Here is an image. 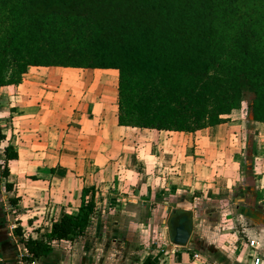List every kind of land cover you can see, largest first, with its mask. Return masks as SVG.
<instances>
[{"label":"crops","instance_id":"0c3cea01","mask_svg":"<svg viewBox=\"0 0 264 264\" xmlns=\"http://www.w3.org/2000/svg\"><path fill=\"white\" fill-rule=\"evenodd\" d=\"M50 68L69 73L58 78L56 71H45ZM69 69L31 66L20 83L0 86L4 143L14 145L18 151V158L8 161L9 174L0 177V264H22L18 256L21 245L12 234L14 219L18 218L25 228L30 217L43 213L49 220L48 231L53 219L76 213L83 187L104 194L113 187L107 181L116 178L120 189L116 194H126L129 208L137 209L138 200L146 204L151 201L155 211L139 221L123 214V207H113L106 212L99 232L85 233L73 241L61 240L34 264H142L147 256L154 264H253L255 257L264 264V171L252 172V181L245 182L243 174L235 169L243 153L225 151L239 121L236 123L232 117L195 132L119 125L117 72L94 68L80 73L92 68ZM57 82L60 87L70 84L77 106L60 108ZM7 123L12 140L3 127ZM132 159L139 161L135 169L129 164ZM49 160L55 161L58 168L54 169V164L48 171L42 170L35 163ZM112 167L116 169L112 171ZM12 173L22 181L23 189L9 179ZM63 175L68 176L66 181ZM71 175L72 188L68 186ZM5 182L11 183L10 189H5ZM161 195L166 196L162 202L158 200ZM13 196H18L17 217L7 200ZM207 203L210 212L204 206ZM181 214L191 219L192 232L184 245L174 243L170 233V242L178 247L170 254L151 256L146 250L136 254L132 249L117 247L127 240L124 232L129 226L146 225V230L139 229L137 235L148 238L159 229L165 215L169 216V231L175 233L181 223L172 225V220ZM144 233L147 236H142ZM95 235L102 238L93 242L90 236ZM107 236L111 237L109 245L105 244ZM250 240H254L253 247ZM190 247H194L193 255L198 253L197 258L185 249Z\"/></svg>","mask_w":264,"mask_h":264},{"label":"trees","instance_id":"16d2710c","mask_svg":"<svg viewBox=\"0 0 264 264\" xmlns=\"http://www.w3.org/2000/svg\"><path fill=\"white\" fill-rule=\"evenodd\" d=\"M236 1L0 0V86L20 83L31 66L114 69L119 125L195 132L228 121L246 95L248 119L264 124V9L241 15ZM4 141L0 126V177L18 158ZM7 200L16 216L18 196ZM95 205L83 187L76 213L53 219L43 237L16 218L23 261L85 234Z\"/></svg>","mask_w":264,"mask_h":264},{"label":"rangeland","instance_id":"374dc122","mask_svg":"<svg viewBox=\"0 0 264 264\" xmlns=\"http://www.w3.org/2000/svg\"><path fill=\"white\" fill-rule=\"evenodd\" d=\"M235 5L237 7L238 14H241V15L248 14V13L253 14V13L258 12L259 10L264 9V0H237ZM67 68H68V70H70L69 68L73 69V67H67ZM46 70L47 71H56L54 73L57 74L56 77H58V78L69 73V72H67L66 69H61V68H58V69L57 68H55V69L50 68V69H45V71ZM91 70H94V68H92L88 71L87 70L85 71L84 69H82L80 71V73L91 72ZM98 70H102L99 72H117L114 69H98ZM45 71H44V73H45ZM73 72H75V71H73ZM117 79H118V75H117ZM88 82L90 83L91 80H89ZM105 84L107 85V81L105 82ZM69 85L70 84L63 83L62 87H60L59 82H57V84H56V87L60 88V89L56 90V92H57L56 100L58 103H60V105H61L60 108L66 107V105H69L70 107L77 106L76 99L71 94L73 91L71 92V90H70L71 88ZM249 99H250V95H246L244 98V101L241 104V107L239 109H237L236 111L233 110L231 112V114H232L231 117L226 116L229 120H231L233 117V121H235L236 123L239 121V123L236 125L238 127L233 129V134H231V137H230L228 144L226 146L228 148H226L225 151L228 153H231V154L236 153L237 155L239 154V152L243 153L242 157H241L242 160L239 161L240 164L235 165V169L237 172H241V174H243V176L245 178V182H251L252 181V176H253L252 172L254 173V172L264 171V125H261L255 121L248 119V117H247V103H248ZM116 101H117V99H116ZM56 105L57 104H55V106ZM78 112H80V111H78ZM8 126H9V123L5 124L3 127L7 129L6 134H8L10 140H12L13 134H11L9 132ZM17 142H18V140L16 141V145H17V147H19V143H17ZM138 162L139 161H135L132 159V160H130L129 164H132L133 168L135 169V167H137L135 164ZM141 162H143V161H141ZM31 163H34V162H31ZM35 163L42 166V170H45V168H46L47 171L49 168H51V166H54V164H56V162L53 160H49L46 162L39 161V162H35ZM55 168H58L57 164L54 167V169ZM64 168H65V166H64ZM114 169H116V167L111 168L112 171H114ZM152 170L153 169H151L150 171H152ZM145 171L143 172V174L146 173ZM62 177L65 179V181L68 178V176H66V175H63ZM9 179L13 180V182H15L18 185V187H20V185H22V181H19L18 178L13 173L11 174ZM46 179H48V178H46ZM73 182H74V178L71 175L69 177V180H68V186H71V188H72L74 186ZM107 183H109L110 185L113 186V187H111L112 191H110L108 189L104 194H100V193L95 194L96 205H95L94 213H93L92 218H91V222L93 221V226L91 227V229H89L90 225L92 224V223H90L88 229L85 232L87 234L99 232L98 227L100 225H102V226L104 225V217L106 216V212L109 210H112L113 207L114 208L123 207V208H121L122 211H121V209H119L121 212H123V214L127 213L128 216H132L135 219H139V221L140 220H146V217H148V215H150L149 212L151 213L153 210V207H152L153 204L151 203V201L146 204L145 202H142L141 200H138L135 203V206L138 210L135 209L134 206L132 208H129L128 197L126 196V194L123 192L116 194V192L117 191L119 192V190H120L117 186V184H118L117 178H116V180L110 179L107 181ZM97 184H99V183H97ZM114 184H115V186H114ZM261 184H264V178H262ZM37 187L38 186L31 187V189H36ZM23 188L24 187L21 186L20 190ZM161 196L162 197H160L158 200L162 202L166 196L165 195L164 196L161 195ZM32 198H34V197H32ZM168 200L171 201V198H169ZM204 206L206 207V209H208L207 210L208 212L212 211L209 203H207ZM69 210H72V208ZM134 210H137V211H134ZM153 211H155V210H153ZM173 211H175V209H173L170 213H172ZM230 211L232 212V214H236L235 211H233V210H230ZM229 216L230 215H228V217ZM168 218H169V216L165 215L161 220L162 223L159 226V229L155 230L154 234L152 236H148V238L142 237V239H140V237L137 235L138 234L137 231L139 229L146 230V228H147L146 225H140V226L134 225V227L129 226V228H127V230L124 232L127 235L126 236L127 240L123 241L120 245L118 244L117 247H121V249H123V250L124 249H129V250L132 249L133 251H136V254H141V252L143 250H146V252H149L151 256H153V255L158 256V254L161 256H165V255L170 254L172 252L173 248H178V247L174 246L170 242L171 241V234H170L171 232L169 231ZM36 219H38L39 221H36ZM29 220H31L32 222L25 224L26 231L28 233H31L35 237H43V235L45 234V232H47V229L49 227L48 218L43 213H41L40 215H33L32 217H30ZM100 220H102V221H100ZM14 221H15V219H14ZM35 228H38L37 233L34 230ZM83 235H85V234H83ZM83 235H81V236H83ZM142 236H147V234L144 233V234H142ZM79 237H77V238H79ZM90 237H92L93 242H95L97 238H100V237L102 238V236H97V235L90 236ZM132 237L134 240L131 241ZM104 239L106 240L105 241L106 245H109V243H111L110 242V239H111L110 236H107ZM73 240H69V241H73ZM57 244H58V242L55 243V247ZM63 244L65 246L69 245V243H67V242H65ZM108 247L105 248V250H104L106 252V254H107L108 249H109ZM185 249L187 251L190 250L192 256H194L196 258L198 257V255H197L198 253L196 254V256H195V253L193 255L194 247L185 248ZM22 252L23 251L21 249V252H19V255H18L19 259L22 262V264H28L25 261H23V259L21 257Z\"/></svg>","mask_w":264,"mask_h":264},{"label":"water","instance_id":"95a60500","mask_svg":"<svg viewBox=\"0 0 264 264\" xmlns=\"http://www.w3.org/2000/svg\"><path fill=\"white\" fill-rule=\"evenodd\" d=\"M177 218H179L181 224L177 227L173 235V241L176 244L184 245L192 232L191 221L188 220L187 216L182 214L178 215Z\"/></svg>","mask_w":264,"mask_h":264},{"label":"built area","instance_id":"2783aa9c","mask_svg":"<svg viewBox=\"0 0 264 264\" xmlns=\"http://www.w3.org/2000/svg\"><path fill=\"white\" fill-rule=\"evenodd\" d=\"M250 246H252L253 247V245H254V240H250ZM195 256H196V254H195ZM28 264H34V262H32V263H28ZM253 264H262V260H260V258L259 257H255L254 258V263Z\"/></svg>","mask_w":264,"mask_h":264},{"label":"flooded vegetation","instance_id":"af4514ba","mask_svg":"<svg viewBox=\"0 0 264 264\" xmlns=\"http://www.w3.org/2000/svg\"><path fill=\"white\" fill-rule=\"evenodd\" d=\"M179 221V218H177V216H176V218H174L173 220H172V225H174L173 223H177Z\"/></svg>","mask_w":264,"mask_h":264}]
</instances>
